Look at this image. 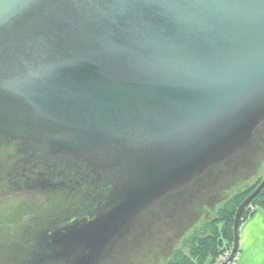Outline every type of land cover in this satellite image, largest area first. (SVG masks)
<instances>
[{
	"label": "water",
	"instance_id": "95a60500",
	"mask_svg": "<svg viewBox=\"0 0 264 264\" xmlns=\"http://www.w3.org/2000/svg\"><path fill=\"white\" fill-rule=\"evenodd\" d=\"M5 139L42 156L118 155L114 197L40 261L166 259L198 206L215 209L264 162V0H0ZM263 188L264 176L237 207L219 264L235 260Z\"/></svg>",
	"mask_w": 264,
	"mask_h": 264
},
{
	"label": "flooded vegetation",
	"instance_id": "af4514ba",
	"mask_svg": "<svg viewBox=\"0 0 264 264\" xmlns=\"http://www.w3.org/2000/svg\"><path fill=\"white\" fill-rule=\"evenodd\" d=\"M116 157L42 156L33 143L0 140V254L13 255L0 264H65L40 259L72 225L114 197L120 183ZM197 210L204 217L209 208Z\"/></svg>",
	"mask_w": 264,
	"mask_h": 264
},
{
	"label": "trees",
	"instance_id": "16d2710c",
	"mask_svg": "<svg viewBox=\"0 0 264 264\" xmlns=\"http://www.w3.org/2000/svg\"><path fill=\"white\" fill-rule=\"evenodd\" d=\"M263 176L264 173L258 174L242 181L237 188L233 187L227 193V198L204 216L202 223L182 238L169 257L155 263L151 260L152 254L149 252L147 258L141 259L143 264H216L219 257L233 244L237 207L259 185ZM254 178V182H249ZM258 207L264 209V188L244 210L242 219L253 214Z\"/></svg>",
	"mask_w": 264,
	"mask_h": 264
},
{
	"label": "crops",
	"instance_id": "0c3cea01",
	"mask_svg": "<svg viewBox=\"0 0 264 264\" xmlns=\"http://www.w3.org/2000/svg\"><path fill=\"white\" fill-rule=\"evenodd\" d=\"M239 235V252L231 264H264L263 208H256L253 214L242 219Z\"/></svg>",
	"mask_w": 264,
	"mask_h": 264
},
{
	"label": "rangeland",
	"instance_id": "374dc122",
	"mask_svg": "<svg viewBox=\"0 0 264 264\" xmlns=\"http://www.w3.org/2000/svg\"><path fill=\"white\" fill-rule=\"evenodd\" d=\"M263 173H264V162L262 161L261 164H260V166H259L258 173H256V174L253 175V176L250 175V177L247 178V179H245V180H248V179H250V178H252V177H256L258 174L263 175ZM254 180H255V178H254V179H251V181H249V182H254ZM242 181H244V179L238 178V179H236L234 182H232V183L230 184V187L233 186V187H236V188H237V186H239V185L241 184ZM230 187H229V188H230ZM233 187H232V188H233ZM230 190H231V189H230ZM213 210H214V209H213ZM210 211H211V210H209V212H210ZM208 214H209V213H208ZM202 220H203V216L199 219L198 222H196V223L193 224V226L189 229V231H191L193 228H195L196 225H199L200 223H202ZM189 231H188L187 233H189ZM187 233H186V234H187ZM186 234H184V236H185ZM184 236H182V238H183ZM182 238H181V239H182ZM180 242H181V240L179 241V243H177V245L175 246V248L180 244ZM231 247H232V246H231ZM231 247L227 250V252L230 251ZM175 248H174V249H175ZM225 254H226V252L223 253V254L219 257V259H221ZM12 257H13V255L10 254V253H7V254H5V255L0 254V263L12 262ZM168 257H169V256H168ZM145 258H147V257L145 256ZM219 259H218V260H219ZM160 260H161V259H160ZM160 260H159V261H160ZM217 262H218V261H217ZM217 262H216V263H217Z\"/></svg>",
	"mask_w": 264,
	"mask_h": 264
},
{
	"label": "built area",
	"instance_id": "2783aa9c",
	"mask_svg": "<svg viewBox=\"0 0 264 264\" xmlns=\"http://www.w3.org/2000/svg\"><path fill=\"white\" fill-rule=\"evenodd\" d=\"M228 253L229 252H226V254L221 259H219L216 264H219L222 260H224L227 257Z\"/></svg>",
	"mask_w": 264,
	"mask_h": 264
}]
</instances>
